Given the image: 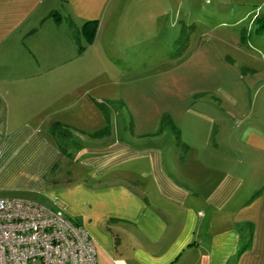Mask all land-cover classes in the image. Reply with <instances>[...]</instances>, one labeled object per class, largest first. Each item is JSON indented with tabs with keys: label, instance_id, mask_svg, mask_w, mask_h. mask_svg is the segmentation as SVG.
<instances>
[{
	"label": "crops",
	"instance_id": "0c3cea01",
	"mask_svg": "<svg viewBox=\"0 0 264 264\" xmlns=\"http://www.w3.org/2000/svg\"><path fill=\"white\" fill-rule=\"evenodd\" d=\"M187 1L0 0V196L62 209L89 231L98 264H264V125H240L236 141L187 139L185 155L177 141L165 153L122 138L95 144L83 176L63 165L72 152L52 132L73 116L92 128L77 88L99 33L191 13L176 5ZM140 158L148 169L128 174Z\"/></svg>",
	"mask_w": 264,
	"mask_h": 264
},
{
	"label": "rangeland",
	"instance_id": "374dc122",
	"mask_svg": "<svg viewBox=\"0 0 264 264\" xmlns=\"http://www.w3.org/2000/svg\"><path fill=\"white\" fill-rule=\"evenodd\" d=\"M240 1L178 2L191 13L172 11L144 27L131 21L128 32L115 20L99 33L77 88L80 109L93 108L92 128L73 116L70 132L53 133L64 153L72 147L63 165L87 175L93 146L118 138L164 153L177 141L185 155L187 139L236 141L240 125H264V0ZM132 160L128 174L148 169Z\"/></svg>",
	"mask_w": 264,
	"mask_h": 264
},
{
	"label": "built area",
	"instance_id": "2783aa9c",
	"mask_svg": "<svg viewBox=\"0 0 264 264\" xmlns=\"http://www.w3.org/2000/svg\"><path fill=\"white\" fill-rule=\"evenodd\" d=\"M0 264H98L87 228L62 209L0 196Z\"/></svg>",
	"mask_w": 264,
	"mask_h": 264
},
{
	"label": "trees",
	"instance_id": "16d2710c",
	"mask_svg": "<svg viewBox=\"0 0 264 264\" xmlns=\"http://www.w3.org/2000/svg\"><path fill=\"white\" fill-rule=\"evenodd\" d=\"M83 31L87 34V37H88V39L89 40H92V39H94L95 38V35H96V33H97V19H93V20H86L85 22H84V25H83ZM76 37H77V33H76ZM78 40V39H77ZM79 47H80V50H82L83 49V45L81 44V45H79ZM62 129H64V130H66V131H71L68 127H67V125H66V123H63V122H60V121H57V122H55L54 124H53V127H52V132L53 133H59V135L60 134H63L64 133V131L62 130ZM177 137H178V140H179V142L182 144L183 143V141L181 140V138H180V134L177 132ZM71 144H69L68 145V147L67 146H63L64 147V149L66 150V151H68L69 149H71L72 147L70 146ZM72 145H74V144H72ZM70 146V147H69ZM187 146V144L185 143V147ZM75 147H79V145H76Z\"/></svg>",
	"mask_w": 264,
	"mask_h": 264
}]
</instances>
